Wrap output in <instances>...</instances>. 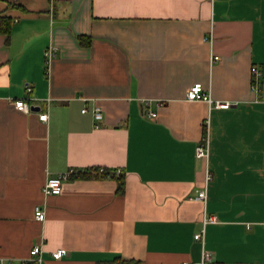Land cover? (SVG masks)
Returning a JSON list of instances; mask_svg holds the SVG:
<instances>
[{"label":"crops","instance_id":"crops-1","mask_svg":"<svg viewBox=\"0 0 264 264\" xmlns=\"http://www.w3.org/2000/svg\"><path fill=\"white\" fill-rule=\"evenodd\" d=\"M194 82L236 104L187 99ZM27 95L25 113L12 98ZM91 166L121 168L122 189L94 176L42 193ZM202 227L210 264H264V0H0V256L19 264L39 244L42 264H181L199 259Z\"/></svg>","mask_w":264,"mask_h":264},{"label":"built area","instance_id":"built-area-1","mask_svg":"<svg viewBox=\"0 0 264 264\" xmlns=\"http://www.w3.org/2000/svg\"><path fill=\"white\" fill-rule=\"evenodd\" d=\"M44 62L47 65L50 60L55 56V46L48 45L44 49ZM219 59V55L212 54L210 56V62H214ZM251 80L249 84L250 91L254 94V99L258 100V94L261 89L260 77L262 74L261 69L256 64L251 65ZM27 92H30L31 87L26 84L25 86ZM185 96L189 100H202L208 103L209 107L216 108H227L236 102H231L229 100H218L212 98L210 92L204 90L203 85L200 82H194L191 84L185 93ZM32 97L27 95L26 97H15L12 98L13 105L16 109L28 113L32 110V103L29 101ZM149 102H147L148 104ZM146 104V105H147ZM85 108H83L84 110ZM149 116H154L155 113L148 111ZM93 115L95 118H100L102 116L99 107H95L93 110ZM47 112L42 111L38 113V118L41 121L47 120ZM210 149V135H209V118H206L203 122V130L200 138L195 145V156L201 158L204 161V183L203 186L196 189L195 194L192 198L204 201L206 198V186L212 177L211 171L208 166V156ZM121 175V168L108 169L103 166H91V167H69L65 170L59 171L53 175H49L45 178L41 191L44 195L56 194L61 190L62 183L65 180L76 178V177H94V176H113L117 177ZM34 217L38 220H42L45 217L44 206L41 204H36L34 206ZM214 216L206 217V220H214ZM194 239L200 241L201 251L200 257L196 261L184 260L181 264H208L211 261L210 252L204 246V228L193 234ZM64 248H58L52 252L54 257H60L64 253ZM14 259L12 257H2L0 256V264H13ZM42 250L39 244H33L29 249V253L26 257L19 260V264H42Z\"/></svg>","mask_w":264,"mask_h":264},{"label":"trees","instance_id":"trees-1","mask_svg":"<svg viewBox=\"0 0 264 264\" xmlns=\"http://www.w3.org/2000/svg\"><path fill=\"white\" fill-rule=\"evenodd\" d=\"M2 31H4V33H6V35L9 34V27L8 26H4L2 27ZM78 39L80 40L81 43H83L85 40H84V36L82 35H79L78 36ZM121 176H118L117 178L119 179V189H122L123 187V182L121 181L120 179ZM131 260H126V259H121L120 256H116L115 258H113V260H111L109 263L107 264H131ZM210 264V263H208Z\"/></svg>","mask_w":264,"mask_h":264}]
</instances>
